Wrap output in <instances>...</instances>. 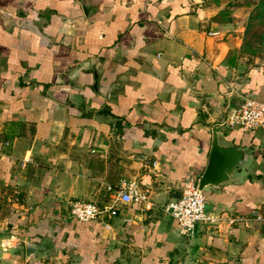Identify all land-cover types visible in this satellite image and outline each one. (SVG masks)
I'll use <instances>...</instances> for the list:
<instances>
[{
	"label": "crops",
	"instance_id": "1",
	"mask_svg": "<svg viewBox=\"0 0 264 264\" xmlns=\"http://www.w3.org/2000/svg\"><path fill=\"white\" fill-rule=\"evenodd\" d=\"M216 11L210 0H0V182L23 192L10 218L23 241L76 264H264V123L222 124L255 145L258 165L204 190L213 221L189 236L164 208L205 169L230 107L264 99V64L236 53ZM122 180L149 206L64 214L72 198L107 202Z\"/></svg>",
	"mask_w": 264,
	"mask_h": 264
},
{
	"label": "rangeland",
	"instance_id": "2",
	"mask_svg": "<svg viewBox=\"0 0 264 264\" xmlns=\"http://www.w3.org/2000/svg\"><path fill=\"white\" fill-rule=\"evenodd\" d=\"M210 1L219 7L210 17L213 23L227 34L238 37L240 46L236 53L247 65L264 64V16L260 12L264 11V0ZM22 193L0 182V249L4 248L0 264H76L74 259H63L50 247L26 257L25 246L31 241H23L10 220L14 210L12 202L19 201Z\"/></svg>",
	"mask_w": 264,
	"mask_h": 264
},
{
	"label": "built area",
	"instance_id": "3",
	"mask_svg": "<svg viewBox=\"0 0 264 264\" xmlns=\"http://www.w3.org/2000/svg\"><path fill=\"white\" fill-rule=\"evenodd\" d=\"M264 123V99L251 95H243L241 100L230 107L221 124L227 127H240L243 130L253 129ZM10 140L3 141V149L9 153ZM110 199L99 203L93 199L72 198L67 203L66 215L78 220L101 219L117 213L114 203L146 202L149 206L147 193L135 180H122L118 187L112 190ZM113 195V196H112ZM113 198V200H112ZM165 210L173 216L181 233L193 235L199 223L211 222L206 206V195L197 186V179L187 178L181 186L179 196L168 201Z\"/></svg>",
	"mask_w": 264,
	"mask_h": 264
},
{
	"label": "water",
	"instance_id": "4",
	"mask_svg": "<svg viewBox=\"0 0 264 264\" xmlns=\"http://www.w3.org/2000/svg\"><path fill=\"white\" fill-rule=\"evenodd\" d=\"M190 1L198 2V0ZM257 165L258 156L255 145L252 143L242 145L229 138L227 129L217 123L212 128V142L207 165L197 177L198 189L204 191L209 187L213 190H220L225 185L240 183L256 175ZM42 247V244L27 243L26 257L34 255ZM2 250L4 248L0 249V253Z\"/></svg>",
	"mask_w": 264,
	"mask_h": 264
},
{
	"label": "trees",
	"instance_id": "5",
	"mask_svg": "<svg viewBox=\"0 0 264 264\" xmlns=\"http://www.w3.org/2000/svg\"><path fill=\"white\" fill-rule=\"evenodd\" d=\"M260 12H262V15L264 16V11H260Z\"/></svg>",
	"mask_w": 264,
	"mask_h": 264
}]
</instances>
